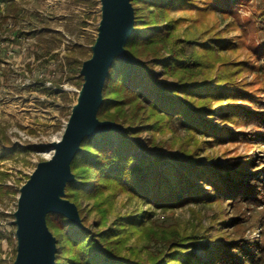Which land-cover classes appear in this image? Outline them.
<instances>
[{
    "label": "trees",
    "instance_id": "obj_1",
    "mask_svg": "<svg viewBox=\"0 0 264 264\" xmlns=\"http://www.w3.org/2000/svg\"><path fill=\"white\" fill-rule=\"evenodd\" d=\"M4 1L9 9L16 7L15 0ZM250 1L131 0L135 24L125 47L133 61L114 60L98 111L100 120L115 121L121 129L86 137L71 162L75 180L67 184L66 197L77 205L83 227L48 214L57 240L56 264H264V170L256 169L262 157L226 155L231 145L237 151L241 143L255 149L264 144V42L257 40L260 31L264 34L259 26L264 8L254 19L241 14ZM183 9L219 12L228 21L224 29L215 26L200 37L182 36L187 18L172 13ZM23 34L28 33L16 29L13 38ZM95 38L87 45L69 43L65 62L58 63L62 74H43L33 83L49 81L54 89L70 75L80 88V69ZM51 51L36 55L44 71L59 55ZM61 95L71 103L69 117L74 100ZM174 119L189 134L178 148L164 149L153 137H142L164 133ZM221 145H226L224 158L216 160L212 151ZM43 147L1 138L0 160ZM7 176L0 173V199L19 193L4 184ZM127 202L134 203L132 210H123ZM206 203L219 207L215 234L212 228L187 232L155 219L157 210ZM225 205L243 216L229 218ZM255 208L263 209L260 215H254ZM14 226L0 231V244L5 237L16 252ZM247 229L258 236H246Z\"/></svg>",
    "mask_w": 264,
    "mask_h": 264
},
{
    "label": "rangeland",
    "instance_id": "obj_2",
    "mask_svg": "<svg viewBox=\"0 0 264 264\" xmlns=\"http://www.w3.org/2000/svg\"><path fill=\"white\" fill-rule=\"evenodd\" d=\"M16 7L12 9L7 2L0 0V139L8 137L12 143L21 145H45L42 149H32L11 159L0 160V173L8 172L4 184L13 185L15 188L29 178L37 163L49 159L53 154L50 143L61 139L67 123L70 102L63 100L61 92L68 93V98L77 99L79 86L76 78L70 75L64 77L61 85L51 89L50 82L45 86L33 83L43 74L48 78L54 73L60 76L58 63L65 62L69 52V43H83L97 35V28L101 18V4H94L95 0H15ZM89 1V2H86ZM201 3L204 0H199ZM96 3V2H95ZM264 8V0H251L248 5L240 9V13L252 19L260 15ZM10 12V16L5 15ZM175 17L184 16L186 21L181 24L179 33L190 38L200 37L209 28L224 29L228 19L218 13L203 15L194 10H174ZM83 22H85L83 24ZM259 26H264L259 23ZM20 29L28 34L13 38L15 30ZM231 33L230 35H233ZM63 39L62 44L58 42ZM257 40L264 42V34L260 31ZM51 49L52 53L58 52L57 58L51 61L50 66L41 64L42 59L36 55L43 50ZM191 47H188V52ZM264 66V58L260 61ZM46 88V89H44ZM57 88V89H56ZM73 103V104H74ZM70 116V115H69ZM189 134L181 123L174 119L164 133H144L143 138L153 137L164 149H176L179 143ZM226 145L217 146L212 153L216 160L224 158ZM227 156H234L249 152H257L261 158V165L256 169L264 170V144L251 148L247 143L239 144L234 151L231 145ZM245 156L240 160L244 161ZM256 156L255 159H258ZM19 195V193H18ZM18 195L2 196L0 199V231L10 230L13 223V213L17 207ZM122 207V203L118 204ZM123 210H132L133 202H127ZM229 218L243 216L232 205H225ZM243 210L248 211L246 207ZM263 209L255 208L254 215H260ZM219 212L217 204H189L181 208L168 211L157 210L155 219L165 225L176 224L181 229L190 232L196 230L203 232L212 228L216 233L218 226L213 222V217ZM2 214V215H1ZM254 215L251 220L254 219ZM247 224V223H246ZM15 230V226L14 229ZM246 236H258L254 230L247 229ZM0 264H13L16 256L14 245L5 237L1 238Z\"/></svg>",
    "mask_w": 264,
    "mask_h": 264
},
{
    "label": "water",
    "instance_id": "obj_3",
    "mask_svg": "<svg viewBox=\"0 0 264 264\" xmlns=\"http://www.w3.org/2000/svg\"><path fill=\"white\" fill-rule=\"evenodd\" d=\"M100 4L101 18L92 54L82 63L83 83L62 137L49 144L52 156L38 162L19 189L13 213L17 242L13 264H56L57 240L48 227V214L63 215L83 227L77 205L66 197L67 184L75 180L71 162L86 137L121 129L115 121L100 120L98 111L114 60L133 61L125 46L134 31V7L131 0H100Z\"/></svg>",
    "mask_w": 264,
    "mask_h": 264
}]
</instances>
